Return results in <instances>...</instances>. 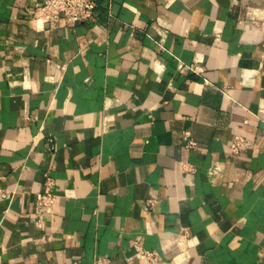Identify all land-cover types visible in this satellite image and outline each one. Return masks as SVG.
Segmentation results:
<instances>
[{
    "label": "crops",
    "instance_id": "1",
    "mask_svg": "<svg viewBox=\"0 0 264 264\" xmlns=\"http://www.w3.org/2000/svg\"><path fill=\"white\" fill-rule=\"evenodd\" d=\"M95 1L53 27L0 0V264H147L138 237L167 264H264V0Z\"/></svg>",
    "mask_w": 264,
    "mask_h": 264
},
{
    "label": "built area",
    "instance_id": "2",
    "mask_svg": "<svg viewBox=\"0 0 264 264\" xmlns=\"http://www.w3.org/2000/svg\"><path fill=\"white\" fill-rule=\"evenodd\" d=\"M97 3L95 0H42L41 4L35 9L33 17L42 19L50 26L56 27L60 24L61 20H65L70 24H78L91 19L96 13ZM67 65L63 64L59 70L58 77L46 76V80L53 84H59L61 78L66 72ZM184 67L181 68L183 70ZM245 123L248 120L244 121ZM54 138L49 137L47 147L49 150L53 148ZM250 142L242 134H236L231 142V153L233 155H240L246 146H249ZM187 148L195 149L196 142L189 139L186 144ZM185 170L193 172L194 167L189 163L183 164ZM45 190L36 194L34 206V225L44 231L45 214L54 209L56 203V193L54 188L56 186V180L54 177L46 175ZM11 193L10 190L0 189V196L7 198ZM155 200L150 199L147 205L152 207ZM181 241L176 248V255L180 257L184 254V244L191 239L192 235L188 228H183L180 233ZM182 243V244H181ZM132 246L136 251L137 257L147 264H167V261L162 258L157 252L147 249L141 238H136L132 242ZM186 258V257H185ZM133 258H127V264H132ZM110 258H100L97 264H110Z\"/></svg>",
    "mask_w": 264,
    "mask_h": 264
}]
</instances>
